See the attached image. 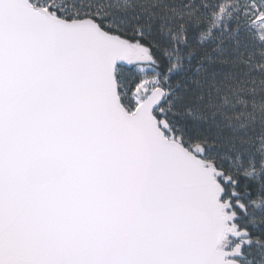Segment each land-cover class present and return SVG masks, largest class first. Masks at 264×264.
<instances>
[{"label": "snow or ice", "instance_id": "snow-or-ice-1", "mask_svg": "<svg viewBox=\"0 0 264 264\" xmlns=\"http://www.w3.org/2000/svg\"><path fill=\"white\" fill-rule=\"evenodd\" d=\"M0 264H264V0H0Z\"/></svg>", "mask_w": 264, "mask_h": 264}]
</instances>
